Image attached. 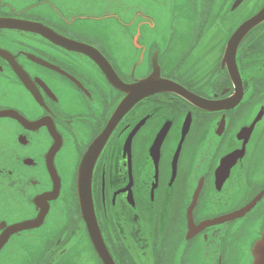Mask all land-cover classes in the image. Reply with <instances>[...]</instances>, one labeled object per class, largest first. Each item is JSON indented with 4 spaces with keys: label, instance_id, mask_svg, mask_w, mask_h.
Returning a JSON list of instances; mask_svg holds the SVG:
<instances>
[{
    "label": "flooded vegetation",
    "instance_id": "1",
    "mask_svg": "<svg viewBox=\"0 0 264 264\" xmlns=\"http://www.w3.org/2000/svg\"><path fill=\"white\" fill-rule=\"evenodd\" d=\"M263 8L0 0V237L35 223L0 264H263L264 22L238 45L240 79L224 66ZM114 75L171 81L212 105L154 91L113 119L128 96ZM84 167L102 251L83 215Z\"/></svg>",
    "mask_w": 264,
    "mask_h": 264
},
{
    "label": "water",
    "instance_id": "2",
    "mask_svg": "<svg viewBox=\"0 0 264 264\" xmlns=\"http://www.w3.org/2000/svg\"><path fill=\"white\" fill-rule=\"evenodd\" d=\"M263 22H264V8L259 14H257L255 17H253L252 19L247 21L243 26H241L231 38L228 44V47H227V53H226V57L224 61V66L228 68L229 74L233 80H235V78L237 77L240 79L238 75L236 61H235V55H236L238 45L243 40V38L246 37L248 33H250L253 29H255L257 26H259ZM2 25H5V23L0 20V26ZM29 28L30 27H27V29ZM110 82L117 89L128 93V96L119 105L113 119H115L116 116L118 119L122 117L138 101H140L141 99L145 97H148L149 95H152L154 91L178 93L183 98L187 99L191 103L201 108L203 107V108L210 109L208 108V106L210 107L212 105L190 94L188 91H186L185 89H183L182 87H180L179 85H176L175 83L171 81L157 79V81L156 80L145 81L133 87H128L122 81H120L117 77L115 78V75H114V78L111 79ZM5 115L6 114L0 113V117H3ZM21 120L23 119L21 118ZM57 149L58 148L54 149L53 151L54 154ZM55 176H56V171L53 168V177ZM90 180H91V172L88 168L84 167L79 176V191L81 195L80 197H81V203L83 207V215H84L85 220L88 221L93 243L96 245L99 251H102L103 247H101V242H102L101 237L98 231L96 232V220L97 219H96L94 206H93ZM43 219L44 218H41V220ZM37 220H40V217ZM34 226H35V223L33 222H25V223H21L18 225H13V226L8 227L7 232L4 233V235L0 237V250L6 245L9 238L13 234L23 231V230H27ZM262 261L264 264V257Z\"/></svg>",
    "mask_w": 264,
    "mask_h": 264
},
{
    "label": "snow or ice",
    "instance_id": "3",
    "mask_svg": "<svg viewBox=\"0 0 264 264\" xmlns=\"http://www.w3.org/2000/svg\"><path fill=\"white\" fill-rule=\"evenodd\" d=\"M260 251L262 254H264V248H261Z\"/></svg>",
    "mask_w": 264,
    "mask_h": 264
}]
</instances>
